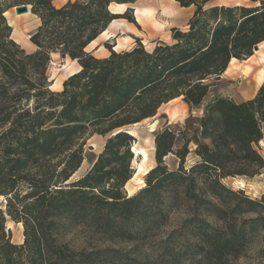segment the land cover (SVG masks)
Listing matches in <instances>:
<instances>
[{
    "label": "trees",
    "instance_id": "obj_1",
    "mask_svg": "<svg viewBox=\"0 0 264 264\" xmlns=\"http://www.w3.org/2000/svg\"><path fill=\"white\" fill-rule=\"evenodd\" d=\"M135 1L67 0L56 7L52 0H0V264H232L256 241L264 243V196L251 199L222 183L264 169L257 149L264 79L251 99L221 96L203 104L212 78L264 42V0L208 8L211 0H175L194 11L185 30L170 29L171 44L159 42L147 51L134 37L133 48L116 52L114 36L101 45L108 56L87 51L115 20L138 27L131 7L121 14L109 9ZM23 4L39 20L29 38L32 53L11 38L4 17ZM52 53L79 65L60 91L50 89L47 76ZM178 98L189 107L203 106L198 134L175 148L173 131L157 132L155 166L128 195L135 137L124 128L153 118ZM94 134L108 135L102 151L82 177L69 182ZM191 143L197 159L186 167ZM169 155L178 160L175 169L164 163ZM6 217L22 224L21 244L11 242ZM78 227L99 243L158 238L156 253L137 257L115 246L74 248L65 237Z\"/></svg>",
    "mask_w": 264,
    "mask_h": 264
},
{
    "label": "rangeland",
    "instance_id": "obj_2",
    "mask_svg": "<svg viewBox=\"0 0 264 264\" xmlns=\"http://www.w3.org/2000/svg\"><path fill=\"white\" fill-rule=\"evenodd\" d=\"M67 0H52V4L56 7L61 6ZM175 1V0H173ZM258 2L254 0H211L205 4V8L213 5H243L254 6ZM177 4L175 9L167 6L166 0H136L133 4L127 5L126 8L131 7L136 10V13L131 14L133 16L136 27L133 24L129 26L125 25L126 20H115L108 26V28L88 47L87 51H94L93 55L98 58H103L109 55V52L101 46L110 37L117 36L116 45L114 50L116 52L127 51L133 48L136 43L134 37L141 39V43L147 51H151L156 43L171 44V32L168 25L179 24L181 25L186 20L187 11L180 9ZM146 8V9H142ZM189 10L191 15L194 11V7L190 6ZM111 12L121 14L126 9L124 5L112 4ZM149 9V10H148ZM137 14V21L135 16ZM190 15V16H191ZM7 23L12 28L11 38L22 48L26 53H32L35 51V47L30 43L29 36L37 28L39 20L31 13H25L16 16L14 14L13 7L8 9L4 13ZM130 16V15H128ZM144 17V18H143ZM143 18V19H142ZM185 30L183 25L180 28ZM258 53L253 52V55L246 60L237 61L232 60L230 62L228 71L221 74L218 79L212 78L211 87L203 101V104L207 103L214 97H228L232 100L239 102L242 98L248 97L247 91L257 92L259 86L258 82H262L261 68L264 66V61L260 60V55L264 53V49L258 47ZM259 60V61H258ZM78 63L71 61L68 57H62L59 53H52L50 55V62L47 68V76L51 82L50 89L52 91H60L62 82L69 76L74 74L78 70ZM226 71V70H225ZM256 94V93H255ZM202 105L198 107H189L181 98L175 99L163 104L156 116L143 120L136 125L127 126L124 129L129 131L133 137H135V143L133 147L138 151H143L146 155V160L141 164L142 156L134 155L132 161V168L134 174L132 178L126 183L124 189L127 194L132 195L139 188L144 185V175L151 168L155 166L154 159V142L153 138L157 132L163 129H169L175 134V148H179L183 139L190 138L194 134H198V119L202 115ZM177 111L178 116L174 119L169 115L170 111ZM178 131V134L176 132ZM263 138L258 143L257 149L260 155L264 159V123H262ZM107 136L92 135L86 139L83 146V161L79 169L74 173L69 182H73L82 177L91 167L97 155L102 151L103 145ZM190 153L186 157L185 166L188 167L196 161V156L193 153L194 144L189 145ZM134 154V153H133ZM164 163L169 169H175L178 165L176 157L169 155L164 158ZM139 165L141 168L139 169ZM238 180L244 182V187L240 188L237 185ZM222 183L231 188L232 190H243L244 193L251 199H260L264 196V169L259 175L252 178L248 177H235L224 178ZM235 183V184H234ZM0 209L5 212V199L0 197ZM172 221L171 225H173ZM5 227L9 230L11 235V242L14 244H21L23 241V226L21 223H15L6 217ZM169 230V226L165 228L161 234ZM69 240L74 248H81L84 246H115L125 251L134 250L135 256L146 257L154 256L156 251L155 242L158 238L149 239L143 243H123L112 244L110 242L99 243L96 237H92L86 230H82L80 227L73 229L65 237ZM264 243L256 241L248 251L245 257L235 260L232 264H264V254L261 253Z\"/></svg>",
    "mask_w": 264,
    "mask_h": 264
},
{
    "label": "crops",
    "instance_id": "obj_3",
    "mask_svg": "<svg viewBox=\"0 0 264 264\" xmlns=\"http://www.w3.org/2000/svg\"><path fill=\"white\" fill-rule=\"evenodd\" d=\"M166 4H167V6H169V7H171L172 9H175V8H177L176 7V5H177V3L175 2V1H173V0H166ZM63 5V4H62ZM119 5H122V4H119ZM126 7H127V4H125L124 5V8L126 9ZM179 7V6H178ZM180 9H184L185 11H187V15H188V17H186V20L184 21V23H182L181 25H179V24H171V25H168V27H169V29H171V28H173V27H176V28H181V26H185L186 25V22H187V20L189 19V17H190V15H191V11L189 10L190 8H181V7H179ZM110 9V8H109ZM133 9V8H132ZM142 9H146V8H142ZM136 10L138 11V9H133V13H134V11H135V13H136ZM149 10V9H148ZM113 13V12H112ZM116 14H118V13H116ZM144 18V17H143ZM142 18V19H143ZM135 19H136V21H137V14H136V16H135ZM119 21H121V20H119ZM111 25V24H110ZM125 25H127V26H129L130 25V23H128V22H126L125 23ZM261 45V44H260ZM260 45H258V47L260 46ZM117 46V45H116ZM98 48V47H97ZM97 48L94 50V51H96L97 50ZM114 51H116V50H114ZM264 67V66H263ZM263 67L261 68V73H262V78L264 79V72H263ZM228 71V68L226 69V71H225V73ZM256 84H258V86H260V84H261V82H258V83H256ZM255 91H252V90H250V91H247V95H248V97H245V98H242L240 101H245V100H248V99H251V98H253L254 97V95H255ZM177 99H175V101H176ZM239 101V102H240ZM169 115L171 116V118L172 119H174L176 116H178V112L177 111H170L169 112Z\"/></svg>",
    "mask_w": 264,
    "mask_h": 264
},
{
    "label": "bare ground",
    "instance_id": "obj_4",
    "mask_svg": "<svg viewBox=\"0 0 264 264\" xmlns=\"http://www.w3.org/2000/svg\"><path fill=\"white\" fill-rule=\"evenodd\" d=\"M261 44V45H260ZM259 45V48H263L264 49V42L260 43ZM255 53H258V51H255ZM260 60L261 61H264V53H262L260 55ZM259 61V60H258ZM263 72H264V67H263ZM131 134V133H130ZM132 152L134 153V155H141L142 156V161H141V164L145 162L146 160V155L143 151H138L137 149H135L134 147H132ZM141 168V165H139V169ZM237 182V185L240 186V188H243L244 187V182L241 181V180H238L236 181ZM235 184V183H234Z\"/></svg>",
    "mask_w": 264,
    "mask_h": 264
},
{
    "label": "water",
    "instance_id": "obj_5",
    "mask_svg": "<svg viewBox=\"0 0 264 264\" xmlns=\"http://www.w3.org/2000/svg\"><path fill=\"white\" fill-rule=\"evenodd\" d=\"M13 10H14V14L16 15V16H18V15H22V14H25V13H31V10H30V5H25V4H23V5H19V6H15L14 8H13ZM113 14H116V13H113ZM5 17V16H4ZM9 25V24H8ZM10 26V25H9ZM11 27V26H10ZM29 38H30V36H29ZM258 50V46H255L254 48H253V52H255V51H257ZM62 57H65V55H62ZM128 195H130V194H128Z\"/></svg>",
    "mask_w": 264,
    "mask_h": 264
},
{
    "label": "built area",
    "instance_id": "obj_6",
    "mask_svg": "<svg viewBox=\"0 0 264 264\" xmlns=\"http://www.w3.org/2000/svg\"><path fill=\"white\" fill-rule=\"evenodd\" d=\"M176 134H178V131L176 132Z\"/></svg>",
    "mask_w": 264,
    "mask_h": 264
}]
</instances>
